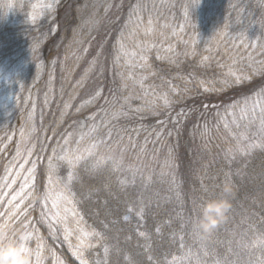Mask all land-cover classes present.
<instances>
[{
    "label": "trees",
    "instance_id": "1",
    "mask_svg": "<svg viewBox=\"0 0 264 264\" xmlns=\"http://www.w3.org/2000/svg\"><path fill=\"white\" fill-rule=\"evenodd\" d=\"M142 40L146 69L117 59L122 43ZM3 94L0 225L13 212L15 228L31 221V264H80L78 228L99 234L83 250L88 264H264V0H0ZM80 120L118 136L116 148L164 157L134 167L90 156L53 175ZM226 180L231 207L201 239L193 220ZM45 186L67 197L58 209L35 198ZM57 211L66 224L51 219ZM65 227L77 230L67 240Z\"/></svg>",
    "mask_w": 264,
    "mask_h": 264
},
{
    "label": "snow or ice",
    "instance_id": "2",
    "mask_svg": "<svg viewBox=\"0 0 264 264\" xmlns=\"http://www.w3.org/2000/svg\"><path fill=\"white\" fill-rule=\"evenodd\" d=\"M50 7V5H49ZM145 6L138 2L134 8H133V12L131 15H135L137 20H141V17L139 16V12L141 10H143ZM187 15V12L185 13ZM131 18V16H130ZM152 21L148 20V25H151ZM137 27H139V25H137ZM154 31L153 28L148 27L145 29L144 31V35L147 36L148 33ZM130 36L133 38V40L135 41L136 39H138V33H136L135 31H133L132 33H130ZM150 50V45L149 42L147 40H142L140 41V43H134L132 50H129L127 48L126 45H124L123 43L120 46L118 55H117V59H121V58H126V62L129 63L130 66H134L136 63V60L138 59L141 63L139 65V67L141 68H147V65L144 63V61L146 60V52ZM171 49H169L170 51ZM232 75H235L234 73ZM130 78L133 79L135 81V74H130ZM147 77H142L141 80L139 81V84L141 87H143V80L146 79ZM240 77L237 76L236 77V81L239 82ZM125 87H127V85H125ZM165 103H167V99L165 98ZM258 103V102H257ZM145 106H148V103L146 101ZM257 104H254L252 109H248L246 106L245 108L241 109V119H243L244 117L247 116L249 111H252V113H255V108H256ZM262 111H264V108H262ZM113 118H117L115 115ZM261 124L264 125V119L261 120ZM252 147H255V145H252ZM81 159H83L82 156H75V157H70V156H64L61 157L60 160L65 162L67 165L74 167ZM50 166H51V161H50ZM29 179L32 181L31 183H28V181L26 180L25 183V188L27 189H31V191L28 192V196L31 197L32 195H34L36 193V184H35V177L31 176L29 177ZM68 179L71 180L72 179V174L69 173ZM49 185H51V177H49ZM205 191H207V189H205ZM23 193V189L21 193H18L17 195H22ZM41 194V198H40V203L42 205V207H48V203L49 201L51 202V207L53 209H58L60 207V200H67V197L64 196L63 193H59L55 196V198H53V192L51 187L49 186H45L43 191L40 193ZM16 197H13V199H15ZM31 206V205H30ZM199 205H197L198 207ZM69 211L68 208H64V212L67 213ZM193 211L195 212V208L193 209ZM2 215V214H0ZM73 216H76V213L73 211L72 212ZM15 218V220L13 219ZM51 219L55 220V221H61L64 222L65 224L67 223L68 217L66 215L62 216L60 214L59 211H57L52 217ZM9 221H13L12 224L9 223ZM19 221V217L17 216V214L15 212L8 214L7 218L5 219L4 223L2 225H0V227H4L8 229V233H7V237L9 239L12 240H17L18 239V232L17 229H24V231L27 233V239L21 240V246L23 248V250L25 252H27L31 257L35 256L37 261L39 260V252L38 251H34L33 249H31L29 247V242L33 237V231H31L29 229V225L31 224L30 220H26L25 222H23L20 226V228H15L13 226V224L15 222ZM77 224H79V221H77ZM79 234L76 236V240H77V244L75 245L74 251H73V255L76 256L77 259L80 260V264H88L87 260L83 259V255L84 252L83 250L86 247H91L92 245L90 244L88 238L89 237H95L98 236V233H89L87 231H85L83 228H78L77 229ZM77 230H69L67 227H65V239L67 240L73 233V231H77ZM141 235H143V233H141ZM105 251L107 252V249H105Z\"/></svg>",
    "mask_w": 264,
    "mask_h": 264
},
{
    "label": "rangeland",
    "instance_id": "3",
    "mask_svg": "<svg viewBox=\"0 0 264 264\" xmlns=\"http://www.w3.org/2000/svg\"><path fill=\"white\" fill-rule=\"evenodd\" d=\"M6 96L0 95V107L5 105L7 103ZM70 134L67 135L64 141V156H82L85 157H94L95 161H102V160H115L113 157H118L119 161H121V158H125L126 156L131 159L130 162H132L133 166H137V161L140 160H146L150 163V166L152 167V163L156 160L162 161L164 155L160 156L156 154V151L160 153V150L155 148L152 150H149L148 148H143L140 146L137 152L133 151V147L131 144L127 143H121L118 148H116L117 145V137L113 136L115 138H109V141L105 140V133H96V126H94L91 122H86L85 120L77 121L72 128L70 129ZM78 138L82 139L83 142H81V148L76 146L74 144V141ZM120 141V138H118ZM133 151V152H131ZM159 157V158H158ZM58 162H54V168L52 170L53 175H58L60 173L61 167H64L63 161L60 160V158L56 159ZM117 161V160H115ZM118 162V161H117ZM146 163H141L140 166H144ZM149 166V165H148ZM24 184V183H22ZM64 186H69L70 183H63ZM61 188L52 189L53 194L60 190ZM64 189V188H62ZM56 196V195H55ZM53 196V198H55Z\"/></svg>",
    "mask_w": 264,
    "mask_h": 264
},
{
    "label": "clouds",
    "instance_id": "4",
    "mask_svg": "<svg viewBox=\"0 0 264 264\" xmlns=\"http://www.w3.org/2000/svg\"><path fill=\"white\" fill-rule=\"evenodd\" d=\"M234 195V186L230 180L223 182L218 196L206 198L200 206L199 216L193 220V229L201 239H208L218 226L223 223L229 211L230 197ZM36 199L41 198L37 193ZM18 239L7 237L8 229L0 227V264H31L30 256L21 246L20 241L27 239L24 229H17Z\"/></svg>",
    "mask_w": 264,
    "mask_h": 264
}]
</instances>
